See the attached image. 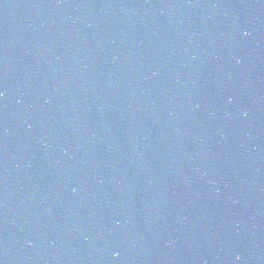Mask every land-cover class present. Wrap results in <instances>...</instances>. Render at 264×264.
<instances>
[{"label":"water","instance_id":"water-1","mask_svg":"<svg viewBox=\"0 0 264 264\" xmlns=\"http://www.w3.org/2000/svg\"><path fill=\"white\" fill-rule=\"evenodd\" d=\"M0 264H264V0H0Z\"/></svg>","mask_w":264,"mask_h":264}]
</instances>
